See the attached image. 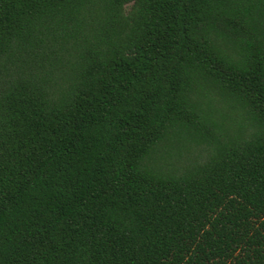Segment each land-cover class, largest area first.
I'll list each match as a JSON object with an SVG mask.
<instances>
[{"label": "trees", "instance_id": "obj_1", "mask_svg": "<svg viewBox=\"0 0 264 264\" xmlns=\"http://www.w3.org/2000/svg\"><path fill=\"white\" fill-rule=\"evenodd\" d=\"M0 264H264V0H0Z\"/></svg>", "mask_w": 264, "mask_h": 264}]
</instances>
